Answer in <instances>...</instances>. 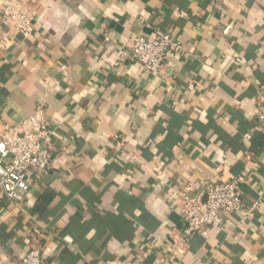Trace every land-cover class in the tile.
<instances>
[{"label":"crops","instance_id":"0c3cea01","mask_svg":"<svg viewBox=\"0 0 264 264\" xmlns=\"http://www.w3.org/2000/svg\"><path fill=\"white\" fill-rule=\"evenodd\" d=\"M0 139L38 107L51 166L0 203V264L42 239L45 264H264V0H0ZM169 30L164 73L119 61ZM35 131V128H32ZM243 175L244 206L188 241L180 195Z\"/></svg>","mask_w":264,"mask_h":264},{"label":"built area","instance_id":"2783aa9c","mask_svg":"<svg viewBox=\"0 0 264 264\" xmlns=\"http://www.w3.org/2000/svg\"><path fill=\"white\" fill-rule=\"evenodd\" d=\"M5 22L24 36L35 30V18L31 12L15 7L0 8ZM182 49L171 32L156 27L151 38L138 35L131 47L122 48L119 61L141 65L152 75L166 71L168 58ZM258 119L264 124V102L258 105ZM32 128L36 130L33 131ZM47 121L43 107L27 118L19 131L5 132L0 139V203L5 199L22 202L32 186L41 181L51 166L52 153L47 146ZM247 178L243 175L230 180H218L205 184L193 196L180 195L181 216L184 222L180 238L188 241L195 233L207 227L221 228L226 217L242 212L245 217L254 214L258 203L244 206L242 186ZM30 249L17 264H45L42 256V239L39 234L29 237Z\"/></svg>","mask_w":264,"mask_h":264}]
</instances>
